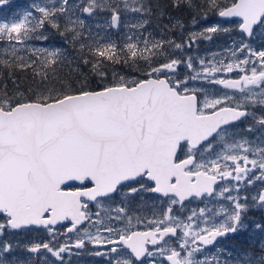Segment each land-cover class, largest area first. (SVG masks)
Returning <instances> with one entry per match:
<instances>
[{"label":"snow or ice","instance_id":"obj_1","mask_svg":"<svg viewBox=\"0 0 264 264\" xmlns=\"http://www.w3.org/2000/svg\"><path fill=\"white\" fill-rule=\"evenodd\" d=\"M104 2L33 4L39 16L25 11L22 17L0 20V40L15 42L4 50L0 67L31 70L33 75L26 91L16 81L12 94L6 85L0 90V215L4 216L0 236L6 229L33 226L49 235L47 242L25 245L28 255L24 257L15 255L13 244L0 242V264H66L64 254L70 257L72 248L81 249L86 241L106 248L94 254L109 257V264H144L145 259L157 264L156 257L168 264H230L218 256H196L217 238L249 227L244 221L248 197L240 195L241 189L257 181L264 185V115L250 110L259 106L264 112V43L261 50H255L243 39L264 37V0H205L219 17L239 18L242 39L233 43L227 63L200 59L196 71L193 58L187 57L183 62L195 75L184 80L176 79L174 71L182 61L169 58L165 45L190 48L198 37L210 40L211 34L227 33L230 28L207 27L190 33L183 44L152 38L126 43L120 49L113 41L85 44V21L73 9L92 15ZM121 2L123 9L110 7L109 27H119L122 10L151 13L144 0ZM180 2L175 0L177 5ZM184 2L196 7L194 0ZM7 3L0 0V6ZM130 3L138 6L130 8ZM61 16L65 18L61 35L71 33L69 43H79L81 55L69 59L61 49H31L41 54L35 59L19 54L18 45L47 39L40 31L46 25L60 30ZM203 18L207 19L206 13ZM148 23L141 19L131 27L142 29ZM174 27L182 29L183 25L177 20ZM85 50L88 55H83ZM238 53L245 58L239 60ZM161 56L167 62L158 63ZM65 61L70 71L68 78H61L56 66ZM141 61L146 70L140 69ZM116 64L127 65L139 75L119 74L113 67ZM237 70L236 79L220 77ZM197 79L230 91L190 89L189 80ZM249 119L252 124L240 129L239 123ZM257 132L255 140L245 135ZM142 192L168 198L160 217L147 221V230L133 226L134 218L126 207L117 206L115 216L108 214L111 207L105 202H111L114 195ZM206 196L222 197L230 205L221 204L216 211L200 208L186 217L173 214L177 205L183 208L190 198ZM252 201L264 208V188ZM91 202H95V213L88 207ZM65 221L69 223L62 224ZM86 221L95 227V234L79 228ZM74 232L79 234L73 241L69 234ZM249 244L251 249L231 264H264V223H253ZM227 255L232 257V253Z\"/></svg>","mask_w":264,"mask_h":264},{"label":"rangeland","instance_id":"obj_2","mask_svg":"<svg viewBox=\"0 0 264 264\" xmlns=\"http://www.w3.org/2000/svg\"><path fill=\"white\" fill-rule=\"evenodd\" d=\"M108 1L109 0H105V2ZM112 1L117 3L119 6L121 3L120 9L124 8V5L121 2V0H112ZM25 2L27 3V7H24L25 10L21 14H17V13L16 15L12 14L11 16H7L6 19L0 17V20H11L17 17H22L25 11H31L33 12L34 15L39 16V13L36 12L35 9L32 7L33 4H36L38 6H52V5L59 6L60 0H26ZM69 5H81V0H69ZM3 7L4 6H0V9ZM129 7L130 8L134 7V5L130 3ZM105 10H106V5L104 3L101 7L97 8L92 15H88L87 13H82L77 11L76 9H73V11H76L77 15H79L80 18L85 21L86 30L84 31L83 36L90 40L94 37H98L100 34H102L103 32L109 29L111 33L115 32L121 38L124 45L129 42H134L135 40L134 31L137 28H132L131 25H134L139 20L143 19L142 15L140 13L133 12L130 10H122L121 22L119 28L115 29V27H109L111 16H108L107 13H105ZM213 12L217 13L215 10H213ZM238 24H239L238 20L220 21L216 18H207L201 20L198 23L195 24L193 23L190 33L202 32L207 27L213 25H220V27L222 28H230L231 31L227 33L218 31L217 33L211 34L212 38L210 40L204 37H198L194 42H192V46L190 48L184 47L182 49H178V53H177L178 58L176 59L181 60L182 63L177 65L174 70L176 74L175 78L179 80H184L186 77H191L195 75V72H193L191 69H188L186 67V64L183 62L189 56L193 58L192 63L196 71L200 70V65H199L200 59H205L206 62L212 61L214 63L219 61H223L224 63L229 62V60L232 59L229 50L232 48L234 42L239 43V41L242 39L237 27ZM129 37H131L132 39L129 40L128 39ZM110 38L112 37L110 36ZM243 39L246 43H249L255 50H261L260 46L262 43H264V37H261L260 35L253 36L251 38L244 37ZM12 43L15 42H9L6 39L0 40V53H2L5 56L4 50L10 49ZM18 47L20 49L19 54L23 57H25L31 49H48L47 43L42 42V45L34 44L30 40L27 42L26 46L18 45ZM244 58H245V54L238 53L239 60H242ZM237 72L238 70L234 71L233 73H222L220 74V77L236 79ZM188 87L190 89L205 88L208 89L209 91H215L219 94H223V92L230 91L227 89H222V86L220 85H215V86L210 85L207 81L203 79L189 80ZM250 110L255 111L257 115H264V112L260 110L259 106L255 108H250ZM250 124H252L251 119L247 120L244 124L239 125V128L244 129ZM245 135H247L249 139L248 133H245ZM256 135H258V132L255 134L253 140L256 139ZM262 188H264V185H262L259 181L245 188L247 191L246 195L248 197L247 203L249 205V208L248 211L244 214L246 215V219H244V221L246 224H248L249 227L244 231L237 232L235 238H233L232 240H228L226 244L205 248L202 253L197 254L196 256L197 259H203L204 255H208L209 258H211V256H218L221 262L228 260L230 261L231 264V262L234 261L235 258L239 257L243 251H247L251 249L252 245L249 244V239H250V234L252 233V225L254 222L264 223V208L255 206L253 204L252 197L255 196ZM243 189L244 188H242L241 190ZM155 194L157 195V193ZM155 194L151 192H142L139 194H135L133 196H126V197L121 196L118 199H113L111 202H105L106 205L110 203L111 211L108 214L115 216L116 213L114 209L117 206L126 207V211L128 215L134 218L133 226L145 228V226H147V221L152 220L154 218H159L162 211L167 207L168 199L163 202ZM242 194L243 191L240 192V195ZM233 195H235V193H233ZM206 202L209 203L207 205H204V208L210 211L218 210L221 204H223L225 207H229L230 205V202L225 201L222 197H211ZM200 208H202V205L194 200L192 202L185 203L183 208L177 205L173 209V214L179 215L181 217H186L191 215L193 210H198ZM89 209L93 213L97 211L96 207H92ZM104 215L105 213L101 212V216L103 217ZM248 215L250 218L247 217ZM256 217H260V218H256ZM137 218H139V220L144 221V223L138 224ZM93 219H96V217L94 216ZM3 221H4V216L0 215V222ZM85 223L81 225L79 228L81 230L83 228H87L90 232L95 234V227H93V225L89 222H87L86 224ZM116 224L117 226H122L119 221H117ZM60 228L61 229L58 230L63 232L64 228L63 227ZM27 231H28L27 232L28 236L27 238H24V237H20L23 235H17L11 229H6L4 235L0 236V242L2 239H4V242L13 244L14 251L16 252L15 244L22 243L25 246V245H30L32 243L47 242L49 239V235L47 231L44 230L43 228L31 227V228H27ZM39 232H44L42 238L38 237V234H36ZM22 233L24 234L25 232ZM78 234L79 233L74 232L69 234V236L74 241ZM258 235L259 234L257 233L256 236ZM59 239L60 242H63L65 237L61 236ZM171 242L175 243L174 240ZM217 249H221L222 251L217 253ZM97 251L105 252L107 251V249L104 247H94L92 246L91 243H88L86 241L83 248L81 249L72 248L71 250L72 254L70 257L69 254L65 253L64 260L66 264H109V257L97 256L94 254ZM227 253H232V257H229ZM27 255L28 254L25 253L22 249L20 256L24 257ZM36 258L41 259L39 255ZM156 258L158 259V257ZM49 259L54 260V258H52L50 255H49ZM159 260L160 262L158 264H168L166 262V259L163 257H159ZM55 264H59V261H55Z\"/></svg>","mask_w":264,"mask_h":264},{"label":"trees","instance_id":"obj_3","mask_svg":"<svg viewBox=\"0 0 264 264\" xmlns=\"http://www.w3.org/2000/svg\"><path fill=\"white\" fill-rule=\"evenodd\" d=\"M220 2H223V0H221ZM194 3L196 7L189 8L184 0H181L179 5L175 3V0H144V4L151 8V13L149 15H145L142 13L140 14L142 15L143 19H148L149 23L145 25L144 28H137L134 31L135 40L133 43L144 38H152L157 40H173L176 43H185L186 41H188L194 18L196 19V23L204 19L203 14L205 13L207 14V18H216V13L213 12L214 9L208 8V6L205 4V0H194ZM104 4L106 5L105 13H107L108 16L112 15L110 7L118 5L112 0L104 2ZM22 5L24 6V4ZM136 6L138 5H134V7ZM119 8H121V3ZM19 10L22 9L18 8L17 5L15 6V3H9L7 8L5 7L3 10L0 9V11H3L0 14V17H2V15L9 16L12 12L19 14ZM161 13L163 14L161 15ZM177 20H180V22L182 23V29L179 27H174ZM59 22L61 25L60 30L52 28L50 25H46L44 29L40 30L43 35L47 37L45 41L44 39H31L30 41L34 44L40 45H42V42L47 43L49 51L54 49H61L69 59L78 57L79 55H81L79 51L80 44L76 43L75 45H73L69 43V41L71 40V33H64L63 35H61V33L64 32L65 25L63 16L60 17ZM149 33H151V37H149ZM38 34L39 33H37V35ZM110 36L112 38H110ZM82 39V42L85 44H91L94 40H100L101 43L113 41L117 44L118 49L123 48L124 46L121 38L115 32L111 33L109 29L100 34L98 37H94L90 40L88 38H85L84 36ZM140 46L142 47V45ZM165 52L168 53V56L171 59L178 58V49H173L167 44L165 45ZM40 55V53H33L32 51H29L25 56V59H27L29 56L35 59ZM83 55H88L87 50L84 51ZM3 56L4 55L0 53V57ZM165 62H167V59L165 57L161 56L158 58V63ZM113 67L115 68L117 73L123 74L125 76L131 77L139 75L137 71L129 68L124 64H116ZM139 67L142 70H146V65H144L142 61L139 62ZM56 71L61 78H68L70 69L67 62L65 61L64 63L56 66ZM84 71L87 72V68H85ZM13 81H16L17 84H19L22 91H26L28 84L33 81L31 70L21 71L17 69L0 67V90H4V86L6 85L8 93L12 94L16 86L14 85ZM92 83L95 84V79L92 80Z\"/></svg>","mask_w":264,"mask_h":264},{"label":"flooded vegetation","instance_id":"obj_4","mask_svg":"<svg viewBox=\"0 0 264 264\" xmlns=\"http://www.w3.org/2000/svg\"><path fill=\"white\" fill-rule=\"evenodd\" d=\"M245 123V122H244ZM244 123H239V125H241V124H244ZM255 134L256 133H253V134H248L249 135V140H253V138H254V136H255ZM241 191H243V194L241 195V196H245L246 195V193H247V191H246V189L244 188L243 190H241ZM155 194V193H154ZM156 195V194H155ZM158 198H160L163 202L165 201V200H167L168 198L167 197H163V196H160V195H156ZM247 196V195H246ZM121 196L120 195H114L113 196V198H112V200L113 199H118V198H120ZM211 197H199V198H193V199H191V200H189V201H187V202H192V201H196L197 203H199V204H201L202 205V208H204V205H207L209 202H206V201H208L209 199H210ZM94 203L95 202H91V203H89V205H88V207L89 208H92V207H94ZM241 203H244V201L243 200H241ZM250 215V214H249ZM249 215L247 216L248 218H250L249 217ZM244 219H246V215H244ZM69 222H65V223H63V224H68ZM87 223V222H86ZM85 223V224H86ZM60 227H62L61 225L60 226H58L57 228L58 229H61ZM80 227V226H79ZM136 229L137 230H141V231H144V230H147V226H145V228H142V227H136ZM12 230V229H11ZM15 234H17V235H23V236H20V237H24V238H27V236H28V231H27V229H24V230H12ZM22 232H25L24 234L22 233ZM43 233L44 232H39V233H36V234H38V237H43ZM232 237V236H231ZM231 237H228V238H219L218 239V243H216L217 245H222V244H226L227 243V240H229ZM222 239H224V240H222ZM1 242H4V239H2L1 240ZM17 245H19V247H16ZM92 246H94V247H98V246H95V245H93L92 244ZM23 247H24V244H15V250H16V252H15V255H17V256H20L21 255V251H22V249H23ZM149 248H150V250H151V246H149ZM37 260H39V258H37ZM156 261H157V264L160 262V260H159V257H158V259L156 258ZM167 262V261H166ZM134 263H137L138 264V262H136V261H134ZM168 263V262H167ZM144 264H149V260L148 259H145L144 260Z\"/></svg>","mask_w":264,"mask_h":264},{"label":"water","instance_id":"obj_5","mask_svg":"<svg viewBox=\"0 0 264 264\" xmlns=\"http://www.w3.org/2000/svg\"><path fill=\"white\" fill-rule=\"evenodd\" d=\"M218 18L222 21H227V20H230V19H239V18H222V17H219L218 15ZM115 28H118V27H115ZM74 184H79V182H73Z\"/></svg>","mask_w":264,"mask_h":264}]
</instances>
